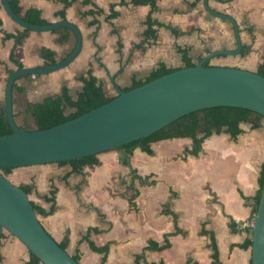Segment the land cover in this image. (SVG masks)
Wrapping results in <instances>:
<instances>
[{
	"label": "crops",
	"instance_id": "obj_1",
	"mask_svg": "<svg viewBox=\"0 0 264 264\" xmlns=\"http://www.w3.org/2000/svg\"><path fill=\"white\" fill-rule=\"evenodd\" d=\"M121 1L70 0L65 6L63 0H20L23 11L37 7L50 22L62 20L56 13L65 8L67 19L82 31L83 47L70 64L55 72L24 75L16 80L13 107L18 123V117L32 118L26 111L29 103L60 95L65 85L76 98L84 86L80 77L90 70L106 93L113 96L119 93L117 85L131 87L162 62L182 66L179 47H187L194 60L213 50L237 47L232 48L237 44L233 24L209 13L204 0H158L153 18L178 29L180 34L175 35L168 26L156 25L157 37L147 40L144 32L151 5ZM0 4L3 106L8 69L19 68L10 58L12 50L24 66H44V47L55 51L57 61L61 60L73 50L76 36L72 33L68 41L61 42L54 30H30L16 45L14 38L5 37V32L23 28ZM113 4L119 15L110 19ZM209 4L232 15L239 24L243 46L249 50L236 54L240 63L237 67L258 71L264 63V0H209ZM96 7L100 13H88ZM240 127L242 131L237 134L226 126L212 132L198 154L186 150L193 146L191 137H174L152 142L151 153L140 146L132 153L119 149L100 152L99 163L87 164L75 172L72 164L59 162L17 168L23 183L34 185L31 200L47 211L54 206L53 212L39 214L44 227L59 243L65 241L67 251L78 255L83 264L102 262L104 253L94 250L91 242L96 246L110 243L104 264H136L137 260L138 264H187L188 260L192 264H251L252 245L247 246L251 232L237 227L234 220L254 217L264 167V118L258 126L241 122ZM134 170L156 182L142 183L134 178ZM131 184L139 190L134 204L130 203L134 193ZM1 234L0 264H30L28 247L4 228ZM167 234L169 247H150V242L164 244Z\"/></svg>",
	"mask_w": 264,
	"mask_h": 264
},
{
	"label": "water",
	"instance_id": "obj_2",
	"mask_svg": "<svg viewBox=\"0 0 264 264\" xmlns=\"http://www.w3.org/2000/svg\"><path fill=\"white\" fill-rule=\"evenodd\" d=\"M7 14L22 28L50 31L69 27L76 36L73 50L57 62L36 67H19L9 74L5 91V112L12 131L0 134V226L22 241L43 264H83L76 260L47 231L28 194L2 169L61 162L115 149L149 136L190 112L214 107L237 106L264 116V75L258 71L230 65H204L218 55H236L243 48L237 20L213 9L204 0L206 10L233 24L236 49H217L205 54L195 65L161 75L139 86L124 90L110 101L59 124L26 129L17 122L13 107L16 80L24 75L55 72L70 64L81 52L83 34L68 20L40 25L28 22L12 8L9 0H0ZM124 157L130 155L121 151ZM252 230L251 264H264V183Z\"/></svg>",
	"mask_w": 264,
	"mask_h": 264
},
{
	"label": "trees",
	"instance_id": "obj_3",
	"mask_svg": "<svg viewBox=\"0 0 264 264\" xmlns=\"http://www.w3.org/2000/svg\"><path fill=\"white\" fill-rule=\"evenodd\" d=\"M10 4L13 8V10L22 18L27 20L28 22L40 24V25H46L49 24L50 21L47 20L42 16L41 9L37 7H30L26 10H22V8L19 6L20 0H9ZM65 3V6H68L70 4V0H63ZM93 2V0H88ZM157 1L158 0H132L135 4H149L152 7V10L148 14L147 17V28L144 32L145 39H155L157 37V29L156 25L158 26H168L172 29L175 35H179L180 31L176 28L171 27L170 25H166L157 19H154L152 16L153 10L157 7ZM124 0L121 1L123 3ZM115 5L113 4L111 6V12L108 16V18L117 17L119 15V11L115 9ZM1 8V4H0ZM101 9L99 7H96L95 9H91L88 13L90 14H97L100 13ZM56 15L60 16L62 19H67L66 17V9L59 11L56 13ZM97 22L96 20H93V23ZM2 24V18L0 17V26ZM59 34V41L66 42L69 40L70 36L72 35L73 31L69 27H60L54 30ZM30 32V29L23 28L17 30L15 33H9L5 32L6 38H14L15 44L22 43V40L28 35ZM141 45V44H140ZM180 52H182L183 57V65L182 66H168L166 63H160V65L150 73L145 79H137L134 81L133 85L131 87H127L124 90L131 89L133 87L139 86L141 84H144L145 82H148L150 80H153L161 75L170 73L174 70L180 69L182 67L186 66H193L195 65L203 56L199 57L197 61L193 59L192 56L189 55V49L179 47ZM249 48L244 45L241 54H245ZM42 56L45 58L46 63L45 65H50L55 62H57V54L55 51L48 47H44L42 49ZM11 60L15 62L18 67H24V64L22 61L15 58L14 50H12L11 53ZM210 60H207L204 65H212L210 63ZM8 72L11 74L13 72L12 69H8ZM258 72L264 75V63L260 64L258 67ZM80 80L84 82L83 89L78 93L77 97L75 98L69 91L68 86H64L62 89V93L60 95H52L44 98L42 101L29 103L27 106L26 111L31 113L32 118L29 126H22L26 129H42L47 128L56 124H59L61 122H64L68 119L74 118L92 108L98 107L103 103H106L110 101L112 98H114L116 95L110 96L106 93L104 90L102 84L99 82L98 77L92 73L90 70L88 72V75L81 76ZM264 118V116L254 110L243 108V107H237V106H214L209 108H204L200 110H196L193 112H190L188 114H185L176 120L172 121L168 125L164 126L163 128L155 131L154 133L150 134L149 136L142 137L140 139L134 140L130 143H127L125 145H122L118 148L119 150H125L128 153H132L133 149L136 146L142 147L143 150L151 153L152 147L151 143L163 138H174V137H191L193 139V146L190 149H186L187 152H191L193 154H198L199 151L202 148V142L204 139L209 136L212 132H220L223 130V128L226 126L227 130L232 132L233 134L240 133L242 131L240 127L241 122H252L255 126L260 125V122ZM21 126V125H20ZM12 131V128L8 122L6 112H5V106H0V134L9 133ZM203 134L200 136V134ZM59 163H70L73 166V172L79 171L82 169L83 166L87 164H95L99 163V159L97 157V154H92L88 156L79 157L76 159L68 160V161H61ZM13 168L7 167L3 168L2 171L5 175H8ZM134 178H138L142 180V183L146 184H154L156 180H149L148 178H142L140 174L137 173L136 170H134ZM264 183V167L261 172V178H260V190L258 192V195L255 199L254 204V213L257 210L259 198L262 191V186ZM21 187L30 194L32 190L34 189L33 184H21ZM131 188L134 190V193L130 197V203L134 204V199L139 195V190L134 186V184H131ZM55 189L53 190V194L55 193ZM32 204L34 206V209L39 214H49L54 211V206L50 209V211H47L44 207H42L40 204L32 200ZM2 227L0 226V229ZM177 229V228H176ZM171 234V233H170ZM166 235L165 243L162 245H159L158 243H151L150 247L153 245V247L157 249H163L167 248L171 245V242L169 240V235ZM252 235V232H251ZM2 236V234L0 235ZM60 245L67 249V243L60 242ZM252 245V237L247 241V246ZM91 246L94 250H97L99 252L104 253L103 259L101 264H104L107 259V254L109 252L110 243H107L103 246H96L94 243L91 242ZM76 260L80 261V257L78 255H72ZM217 248H215L214 252V259L215 262H217ZM41 263V260L39 257H37L34 253L31 252V263L30 264H38ZM138 264V260L136 262ZM150 264H164L163 261H160L158 263L152 262ZM187 264H192L190 260L187 261Z\"/></svg>",
	"mask_w": 264,
	"mask_h": 264
},
{
	"label": "rangeland",
	"instance_id": "obj_4",
	"mask_svg": "<svg viewBox=\"0 0 264 264\" xmlns=\"http://www.w3.org/2000/svg\"><path fill=\"white\" fill-rule=\"evenodd\" d=\"M236 46H237V44L234 43L232 48H235ZM198 48L199 49L201 48L200 45L198 46ZM236 57H237L236 55L233 57H231V56H218L217 59H214V57H213V58H211L210 63L212 65H220L222 63H226V64L231 65V66H238V65H240V63L237 62ZM195 60H197V59H195ZM18 121H19V124L21 126H29L30 125L29 121H31V119L26 118V117H18ZM19 171H20L19 168H13V170L6 176H8L11 180L22 181V184H24L23 183L24 178L22 176H19Z\"/></svg>",
	"mask_w": 264,
	"mask_h": 264
},
{
	"label": "built area",
	"instance_id": "obj_5",
	"mask_svg": "<svg viewBox=\"0 0 264 264\" xmlns=\"http://www.w3.org/2000/svg\"><path fill=\"white\" fill-rule=\"evenodd\" d=\"M33 77H36L35 74L32 75ZM235 225H237V227L241 228V229H245V230H249L250 232H252L253 227L255 225V218H247V219H235L234 220Z\"/></svg>",
	"mask_w": 264,
	"mask_h": 264
}]
</instances>
